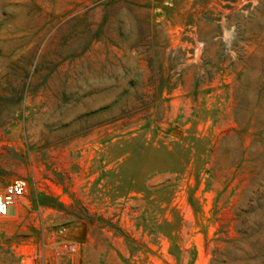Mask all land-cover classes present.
Masks as SVG:
<instances>
[{
	"label": "rangeland",
	"instance_id": "rangeland-1",
	"mask_svg": "<svg viewBox=\"0 0 264 264\" xmlns=\"http://www.w3.org/2000/svg\"><path fill=\"white\" fill-rule=\"evenodd\" d=\"M16 178L0 264H264V0H0Z\"/></svg>",
	"mask_w": 264,
	"mask_h": 264
},
{
	"label": "built area",
	"instance_id": "built-area-1",
	"mask_svg": "<svg viewBox=\"0 0 264 264\" xmlns=\"http://www.w3.org/2000/svg\"><path fill=\"white\" fill-rule=\"evenodd\" d=\"M28 190L29 184L23 178H16L0 189V221L10 217L9 210L19 204ZM69 248L75 251L74 246L69 245Z\"/></svg>",
	"mask_w": 264,
	"mask_h": 264
}]
</instances>
